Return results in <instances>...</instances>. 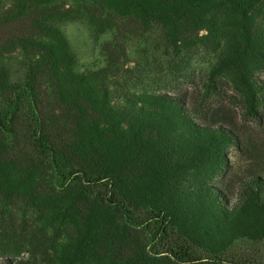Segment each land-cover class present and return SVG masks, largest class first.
I'll return each instance as SVG.
<instances>
[{"label":"trees","instance_id":"trees-1","mask_svg":"<svg viewBox=\"0 0 264 264\" xmlns=\"http://www.w3.org/2000/svg\"><path fill=\"white\" fill-rule=\"evenodd\" d=\"M67 21L114 32L112 67L132 25L215 61L191 98L113 87L111 69H77ZM43 78L69 123L47 140L31 127L39 153L20 168L6 150ZM224 100L263 121L264 0H0V264H256L229 253L264 239V178L219 181L239 147L205 123Z\"/></svg>","mask_w":264,"mask_h":264},{"label":"rangeland","instance_id":"rangeland-1","mask_svg":"<svg viewBox=\"0 0 264 264\" xmlns=\"http://www.w3.org/2000/svg\"><path fill=\"white\" fill-rule=\"evenodd\" d=\"M136 27L132 25L126 29L128 33L123 50L120 54L116 53L119 59L115 61L117 65L114 64L112 67L109 66L106 45L110 44L114 50L112 45L114 32L96 35L84 21H67L59 24L60 30L76 55L79 71H94L107 67L111 69L107 80L113 87L115 85L113 82L117 80L128 90L171 91L191 98L195 92L193 85L202 76L207 75L208 68L215 61V55L196 51L186 56L171 57L164 46L159 27L152 26L142 32ZM56 96L53 82L49 78H43L37 85L30 105L27 100L20 105L18 134L6 150L7 156L15 160L18 167H24L36 160L39 153L37 146L40 145L38 143L40 138L31 134V127L39 126V130L44 131L42 135L44 140H47L54 130L68 125V116L59 105ZM229 101L212 104L205 123L209 126L223 125L239 139V147H231L228 150V173L225 179L218 178L219 181H223V185L225 180L226 187L233 188L250 174L264 178V118L261 122L247 118L238 104H230ZM202 107L204 109L200 111L207 112V106ZM34 110L35 112L37 110L35 116ZM201 116L203 118V114ZM39 161L51 169L47 162L43 163L41 159ZM229 253L247 260H255L256 264H264V239L250 241L239 238L233 242Z\"/></svg>","mask_w":264,"mask_h":264}]
</instances>
